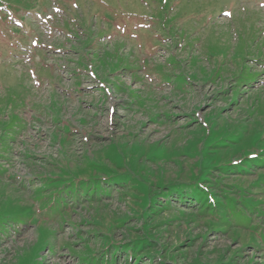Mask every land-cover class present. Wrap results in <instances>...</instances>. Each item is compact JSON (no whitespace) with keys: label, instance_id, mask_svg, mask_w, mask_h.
<instances>
[{"label":"rangeland","instance_id":"rangeland-1","mask_svg":"<svg viewBox=\"0 0 264 264\" xmlns=\"http://www.w3.org/2000/svg\"><path fill=\"white\" fill-rule=\"evenodd\" d=\"M0 264H264V0H0Z\"/></svg>","mask_w":264,"mask_h":264},{"label":"trees","instance_id":"trees-1","mask_svg":"<svg viewBox=\"0 0 264 264\" xmlns=\"http://www.w3.org/2000/svg\"><path fill=\"white\" fill-rule=\"evenodd\" d=\"M65 180H62L60 182V184H62V182H64ZM125 180L123 178H111L110 180H105V181H101V183L105 184V186L109 187L107 189H103L101 188L100 190L103 192V194H109V192H112V190L114 189L115 186H122L124 183ZM50 182H53V181H50ZM69 185L71 187H74V183L75 182H72V181H69ZM83 181H78L76 183V186H81V183ZM84 183V182H83ZM82 183V184H83ZM85 185L84 186H81L83 187L84 189V192L86 194L87 191H89L91 188L93 187H96L98 188L100 186V182H85L84 183ZM228 185V184H226ZM49 187H54L52 186V184H48ZM75 186V187H76ZM222 188H221V195L220 196H217L215 195V193L212 192V187H209L211 192L213 193V195L215 196L214 199L212 197H210V194H208V192H206V190H209L207 188V186H196V189L192 188L189 189V190H182V191H179L177 194H176V204H179L182 203V204H192V206H196L200 203V198H199V194L200 193H204L206 195V198H205V202L207 204V207L209 208H231L229 210V213L230 214H236V213H233L232 212V205L231 203L226 199V197L224 196V193L225 192H232L236 189V186L232 185L233 187L232 188H229V187H226L224 185H220ZM63 187V186H62ZM62 187H59L55 190V193H52L51 195L48 196V199H47V202L48 203H52V204H56V206L59 208V206L61 205V203L64 202V200L66 199V196H64L62 193H60V190ZM165 191L161 192L162 195L164 196V203L160 202L161 206H163L164 208H167L169 206H173L170 201L167 199L169 198V192H168V189L166 187V189H163ZM69 193L73 192V189H69L68 191ZM75 194H78V190ZM172 196V195H170ZM223 199V200H222ZM212 205H215V206H212ZM150 206V205H149ZM183 206V205H181ZM64 210V208H62ZM62 210V211H63ZM238 215V214H236ZM239 216V215H238ZM126 220H122L121 221V224L123 225ZM153 239H148V238H145V239H134V240H131V242L127 243L126 241H116L112 238V236H108L106 238V243L104 244V246L102 247L103 248H106L108 250L111 249V251H116L117 253L118 252H121V254H134L135 252H139L141 254V257L142 255L144 256L143 252L144 250H147L150 246V248H153L154 246V243H153ZM156 242V241H155ZM147 246V247H146ZM154 249V248H153ZM91 255V254H90Z\"/></svg>","mask_w":264,"mask_h":264},{"label":"snow or ice","instance_id":"snow-or-ice-1","mask_svg":"<svg viewBox=\"0 0 264 264\" xmlns=\"http://www.w3.org/2000/svg\"><path fill=\"white\" fill-rule=\"evenodd\" d=\"M223 15H225V16H230L231 13H229V12H225V13H223Z\"/></svg>","mask_w":264,"mask_h":264}]
</instances>
